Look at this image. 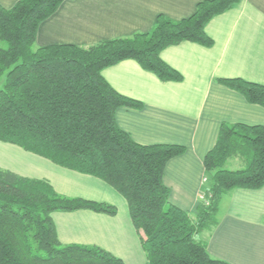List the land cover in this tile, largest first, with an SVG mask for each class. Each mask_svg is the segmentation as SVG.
Here are the masks:
<instances>
[{
	"label": "trees",
	"instance_id": "obj_1",
	"mask_svg": "<svg viewBox=\"0 0 264 264\" xmlns=\"http://www.w3.org/2000/svg\"><path fill=\"white\" fill-rule=\"evenodd\" d=\"M63 0H17L0 5V140L75 171L96 176L125 199L148 264H231L211 256L203 230L217 223L221 196L231 188L264 184V125L223 121L203 156L207 176L194 216L171 203L163 182L166 162L185 147L141 144L116 123L120 106L141 102L115 90L101 70L132 58L162 81L182 75L159 53L189 40L209 46L205 25L239 0H200L187 17L158 14L148 31L100 40L34 46L38 25ZM219 81L264 106V84ZM229 158L242 162L225 168ZM89 208L114 214V205L56 192L44 179L0 167V264H122L98 246L63 244L51 219L55 210Z\"/></svg>",
	"mask_w": 264,
	"mask_h": 264
},
{
	"label": "crops",
	"instance_id": "obj_2",
	"mask_svg": "<svg viewBox=\"0 0 264 264\" xmlns=\"http://www.w3.org/2000/svg\"><path fill=\"white\" fill-rule=\"evenodd\" d=\"M17 0H0L9 8ZM200 0H63L37 27L34 46L100 40L148 31L158 14L190 15ZM209 46L183 40L164 47L160 58L182 79L162 81L132 58L104 67L101 75L119 93L141 102L120 106L117 125L141 144L175 143L184 151L170 158L163 182L171 203L194 216L206 181L203 156L223 121L264 125V106L219 81L238 77L264 84V0H239L205 25ZM0 167L46 180L69 197L115 206L114 214L89 208L51 212L58 240L98 246L122 264H148L124 197L102 179L58 165L0 140ZM208 253L231 264H264V184L234 187L220 198L217 223L201 232Z\"/></svg>",
	"mask_w": 264,
	"mask_h": 264
},
{
	"label": "rangeland",
	"instance_id": "obj_3",
	"mask_svg": "<svg viewBox=\"0 0 264 264\" xmlns=\"http://www.w3.org/2000/svg\"><path fill=\"white\" fill-rule=\"evenodd\" d=\"M1 81H2V77H0V84ZM240 166H242V162L238 158H229L224 164V167L229 169L239 168ZM205 177L207 180V176Z\"/></svg>",
	"mask_w": 264,
	"mask_h": 264
},
{
	"label": "built area",
	"instance_id": "obj_4",
	"mask_svg": "<svg viewBox=\"0 0 264 264\" xmlns=\"http://www.w3.org/2000/svg\"><path fill=\"white\" fill-rule=\"evenodd\" d=\"M203 180H206V177H204ZM201 196H202V194H201Z\"/></svg>",
	"mask_w": 264,
	"mask_h": 264
}]
</instances>
